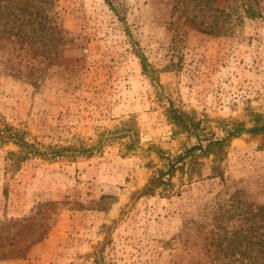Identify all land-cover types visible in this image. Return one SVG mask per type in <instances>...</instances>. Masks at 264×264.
Masks as SVG:
<instances>
[{"label":"rangeland","instance_id":"1","mask_svg":"<svg viewBox=\"0 0 264 264\" xmlns=\"http://www.w3.org/2000/svg\"><path fill=\"white\" fill-rule=\"evenodd\" d=\"M258 113L264 0H0V125L80 148L0 143V264L264 263Z\"/></svg>","mask_w":264,"mask_h":264},{"label":"trees","instance_id":"2","mask_svg":"<svg viewBox=\"0 0 264 264\" xmlns=\"http://www.w3.org/2000/svg\"><path fill=\"white\" fill-rule=\"evenodd\" d=\"M142 57V62L144 67L147 66V61L144 56ZM168 117L169 119L174 122L175 124L179 125L181 128L188 130L189 132L194 131V121L183 111L178 108L171 107L169 109ZM259 120L250 127L243 128L242 126H235L229 130L228 136L239 135L243 131H247L252 134L264 133V115L258 113L256 115ZM225 139H212L207 144L203 145L202 143L194 144L185 149L182 153L175 155L174 157L168 156L167 167L165 169H159L157 173H155L145 187L142 189V192L151 193L155 191L158 187L162 189H167V186L172 183V176L174 172L186 162L187 157L195 156V150L200 149L203 153H208L215 149V146H219L223 143ZM12 141L19 145L20 150L18 153L11 151V156H18L17 159L21 160V158L29 157L30 155H40V156H48V154H52L53 156L56 155H65V150H72V154L80 152L79 147L67 146V147H51L50 151H41L35 144L29 142L24 132L20 131L19 129H15L8 125L7 123H2L0 125V143H6ZM130 146L133 147V141L130 142ZM50 155V156H52ZM163 156V155H162ZM216 167V165H215ZM264 210V205L260 206L258 212ZM264 264V263H262Z\"/></svg>","mask_w":264,"mask_h":264}]
</instances>
